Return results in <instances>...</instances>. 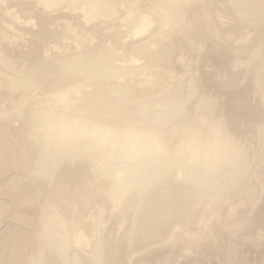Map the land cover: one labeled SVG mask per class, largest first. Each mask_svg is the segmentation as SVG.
Returning a JSON list of instances; mask_svg holds the SVG:
<instances>
[{
	"label": "rangeland",
	"instance_id": "obj_1",
	"mask_svg": "<svg viewBox=\"0 0 264 264\" xmlns=\"http://www.w3.org/2000/svg\"><path fill=\"white\" fill-rule=\"evenodd\" d=\"M3 165L0 264H264V0H0Z\"/></svg>",
	"mask_w": 264,
	"mask_h": 264
},
{
	"label": "bare ground",
	"instance_id": "obj_2",
	"mask_svg": "<svg viewBox=\"0 0 264 264\" xmlns=\"http://www.w3.org/2000/svg\"><path fill=\"white\" fill-rule=\"evenodd\" d=\"M150 24H151V21H150V19L147 17V16H143L142 15V17L140 18V21H138V23H137V25L135 26L136 27V30H134L135 31V33L134 34H139V33H143L144 31H146L147 29H148V27L150 26ZM62 96V95H61ZM54 97V96H53ZM53 118V117H52ZM55 119V118H54ZM52 119L51 120V122H50V124H51V127H53L54 125H56L55 123H57V122H55V120H57V119ZM49 121H50V119H49ZM61 123V122H60ZM50 124H49V126H50ZM221 126V125H220ZM55 127V126H54ZM33 132V131H32ZM50 131H48L47 130V132L46 133H43L44 135L43 136H45V137H47V135H49L50 133H49ZM52 132V131H51ZM49 133V134H48ZM32 134V137L33 138H35V134L34 133H31ZM42 135V134H41ZM44 137V138H45ZM63 147V144H62V142H61V140H60V142L59 143H57V145H56V147H55V149L52 151L53 152V155H56V153L58 152V151H60L61 150V148ZM51 148V147H50ZM52 149V148H51ZM51 152V151H50ZM52 155V154H51ZM131 157H133V159H134V161H137V157L138 156H136V154H132L131 155ZM150 158L152 157V156H149ZM195 156H194V154H192V157L190 158H188L187 160H186V162H188V163H195V161L198 159H195L194 158ZM200 159V158H199ZM202 160V159H201ZM40 164L38 163V167H39V170H40V166H39ZM205 169V168H207V166H206V164H204L203 166H201L200 168L201 169H203V168ZM209 167V166H208ZM121 171H122V168L120 169ZM144 182H145V179L143 180V179H139V178H136V177H134V178H129V183H131V184H134V185H141V184H144ZM113 184H114V186H115V188L117 189V188H120V187H122L123 188V184H125V179H120V178H113Z\"/></svg>",
	"mask_w": 264,
	"mask_h": 264
},
{
	"label": "crops",
	"instance_id": "obj_3",
	"mask_svg": "<svg viewBox=\"0 0 264 264\" xmlns=\"http://www.w3.org/2000/svg\"><path fill=\"white\" fill-rule=\"evenodd\" d=\"M12 153H14V152H12ZM14 157H15V154H14ZM7 170H9V169H7L6 165H3V166L0 167V171L1 172L2 171H7Z\"/></svg>",
	"mask_w": 264,
	"mask_h": 264
}]
</instances>
